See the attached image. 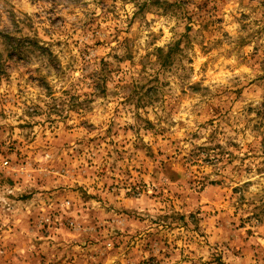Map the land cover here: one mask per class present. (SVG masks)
Listing matches in <instances>:
<instances>
[{
	"label": "clouds",
	"instance_id": "9594fccd",
	"mask_svg": "<svg viewBox=\"0 0 264 264\" xmlns=\"http://www.w3.org/2000/svg\"><path fill=\"white\" fill-rule=\"evenodd\" d=\"M0 264H264V0H0Z\"/></svg>",
	"mask_w": 264,
	"mask_h": 264
}]
</instances>
